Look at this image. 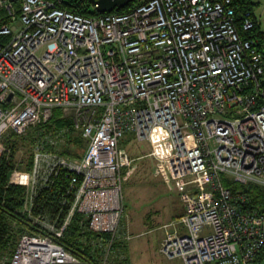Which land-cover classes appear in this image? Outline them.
Returning a JSON list of instances; mask_svg holds the SVG:
<instances>
[{"label":"built area","instance_id":"2783aa9c","mask_svg":"<svg viewBox=\"0 0 264 264\" xmlns=\"http://www.w3.org/2000/svg\"><path fill=\"white\" fill-rule=\"evenodd\" d=\"M19 1L17 14L0 0L12 19L0 25V159L11 132L25 135L56 110L72 125L37 133L32 167L11 172L9 184L25 188L22 213L42 232L22 234L0 264H85L57 240L76 215L110 234L109 249L121 238L128 135L180 180L185 230L166 225L161 252L254 264L264 213L242 208L243 190L224 183L264 186V55L238 27H255L252 11L238 23L234 0H135L97 16L62 0ZM73 132L84 139L79 155L61 152Z\"/></svg>","mask_w":264,"mask_h":264},{"label":"trees","instance_id":"16d2710c","mask_svg":"<svg viewBox=\"0 0 264 264\" xmlns=\"http://www.w3.org/2000/svg\"><path fill=\"white\" fill-rule=\"evenodd\" d=\"M14 5L16 13L19 14L21 6L20 1L17 0ZM91 5L89 0H62L61 2V6L69 10L88 16L100 15L101 13L96 10L95 6ZM233 5L236 10L238 23H240L239 20L242 19L247 10L252 11L257 20L255 27L250 31H243L240 25L238 27L243 37H253L257 39V47L264 55V30L261 29L260 21L254 12L257 3L252 0H234ZM132 6L133 4H130L112 12H126L129 11ZM11 20L8 11L4 8H0V25L4 22H10ZM0 40H4V37H1ZM259 102L264 103V98H259ZM65 125L71 126L72 121L69 118L61 117L60 111L56 110L49 120L42 122L38 127L31 129L27 134L17 135L11 132L10 137L5 140L8 150L0 159V256L5 253L11 255L22 234H39L42 232L32 226L28 217L22 213L25 188L15 183L9 184L10 174L15 168L28 170L32 167V146L35 143L37 133L48 131L51 128L60 129ZM73 136L74 138L70 139L62 147L61 152L70 153L72 155H79L83 152L84 139L76 133H74ZM123 141L124 139L121 141L122 146H124ZM23 149H26L24 151L26 155L23 154L19 156V152ZM224 183L233 191L237 189L243 190L247 201L246 203L238 201L242 208H254L264 213V186L253 182L243 184L232 181L229 178H224ZM81 221L82 217L76 215L64 236L57 240L71 252L76 254L85 264H106L111 251L121 243L119 241L120 239L114 241L112 247L109 249L108 240L110 239V234L90 231L86 229L85 224H82ZM93 241L96 242L93 243ZM263 259L264 246L258 253L254 264H260Z\"/></svg>","mask_w":264,"mask_h":264},{"label":"rangeland","instance_id":"374dc122","mask_svg":"<svg viewBox=\"0 0 264 264\" xmlns=\"http://www.w3.org/2000/svg\"><path fill=\"white\" fill-rule=\"evenodd\" d=\"M252 1L257 3L255 10L262 21L261 29L264 30V0ZM43 50L44 48L39 50V53H42ZM230 110L234 111L236 115L244 114L240 106L230 107ZM223 116L231 117L228 114H223ZM186 133L189 136V132ZM166 140L162 138L159 142L164 143ZM123 145L132 156H138L137 165L130 173L127 171L124 173L123 190L126 206L123 224L124 226L130 225L134 243L144 241L141 247L136 249L148 250L145 248V241L148 239L153 241L156 235L164 234L165 230L159 229L157 232L146 234L140 232L151 226L158 229L160 225L178 217L183 207L180 198L181 189L178 186L180 180L172 178L166 167L150 156L151 146L147 141H138L132 135H128L124 138ZM25 150H21L19 156H22ZM173 264H181V262L174 260Z\"/></svg>","mask_w":264,"mask_h":264},{"label":"crops","instance_id":"0c3cea01","mask_svg":"<svg viewBox=\"0 0 264 264\" xmlns=\"http://www.w3.org/2000/svg\"><path fill=\"white\" fill-rule=\"evenodd\" d=\"M254 12H255L256 16L258 17L260 24H261V27H262V21L259 18V16L257 15L255 9H254ZM131 157H133L134 161L129 167H127L125 169V172L127 171V173H130V171L133 169V167H135L137 165L136 161H137L138 156L134 157L131 155ZM152 158H154V157H152ZM184 213H185V207L183 204L182 211L180 212L178 217L173 218L171 221H169L163 225H160L158 229H156V228L154 229L151 226L149 228H144L140 232V233L144 232L146 234V233H153L154 231L157 232L159 229L165 230L164 234L161 233V234L156 235V237L154 238L153 241H152V239H148L147 241H145V243H144L145 248L148 250H144L143 248L140 250L136 249L138 247H141V244L144 241H141L140 243H138V242L134 243L133 242L134 238L132 237V234H131L132 231L130 230V225L124 226L123 219H122V221H121L122 236H121V238H119L120 239L119 241L121 243H119L116 246V248L111 251L106 264H173L174 260H179L181 262V264H185L184 261L180 258H175V259L174 258L173 259L167 258L160 250L162 241H163V239L166 235V231H167L166 225L176 223V227H178L179 230H181V231L185 230L182 223L179 222L180 217H182V215ZM127 235H129L130 238H127L126 237ZM151 242H153V244H151Z\"/></svg>","mask_w":264,"mask_h":264},{"label":"water","instance_id":"95a60500","mask_svg":"<svg viewBox=\"0 0 264 264\" xmlns=\"http://www.w3.org/2000/svg\"><path fill=\"white\" fill-rule=\"evenodd\" d=\"M16 2L17 0H11ZM100 13L112 12L130 5L135 0H89Z\"/></svg>","mask_w":264,"mask_h":264}]
</instances>
